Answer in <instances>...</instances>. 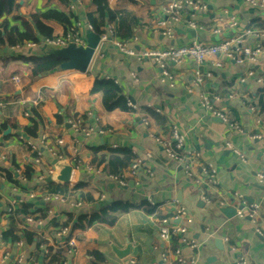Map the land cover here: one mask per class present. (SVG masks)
I'll use <instances>...</instances> for the list:
<instances>
[{
    "label": "crops",
    "instance_id": "obj_1",
    "mask_svg": "<svg viewBox=\"0 0 264 264\" xmlns=\"http://www.w3.org/2000/svg\"><path fill=\"white\" fill-rule=\"evenodd\" d=\"M174 1L192 6L181 10L179 23L169 24L174 32L169 38L159 26L160 7ZM99 9L128 20L127 25H132L129 39L112 37L111 41L126 43L137 54L238 38L243 48L264 45V8H254L245 0H16L12 12L0 16V36L24 19L55 10L72 16V29L86 42L85 33L90 30L85 18ZM231 17L236 21L233 30L226 27ZM190 23L195 30L188 28ZM52 29L57 36L65 33L57 25ZM111 41L99 43L84 74L60 66L32 79L21 60L57 56L61 51L45 47L41 40L30 43L34 47L0 50V98L5 100L0 108V264H9L2 263L8 245L1 234L6 230L8 209L18 203L39 212L47 210L39 225L15 226L34 235L31 243L24 242L12 252L26 264H162L166 252L171 264H239L240 259L264 264V190L255 179L264 171V147L252 139L264 138V101L261 105L256 98L264 87V82L257 83L264 77V63L237 64L236 54L217 55L202 67L184 59L165 66L173 80L170 86L157 67L122 56ZM217 63L223 68L216 69ZM249 72L252 78L247 77ZM195 73H209L211 78H203L196 86ZM95 81H113L131 105L130 111L106 112L102 93L92 92ZM201 95L208 97L227 124L201 110ZM74 118L94 133L88 138L71 136L65 126ZM172 128L184 135L185 149L198 155L193 171L199 175L206 168L216 176L217 186L188 180L183 168L164 155L160 143L170 141ZM99 130L110 133L99 135ZM42 137L45 147L39 144ZM56 141L63 145L55 147ZM27 144L37 148L39 163H33ZM228 145L244 156V163L231 154ZM52 146L54 153L48 154ZM114 150L128 151L139 162L137 187L124 176L126 188L121 189L103 174L109 152ZM57 158L74 169L67 186L46 184ZM25 169L31 170V181L21 178ZM31 194L35 199L43 196L41 206L28 201ZM239 201L248 208H260L255 225L246 217L226 219L221 214V209H234ZM77 202L81 206L74 208ZM152 207L156 209L151 212ZM177 208L185 210L187 221H173ZM163 222L168 227H184L183 243L173 238L167 244L158 238L157 227ZM61 230H67L65 236L59 235ZM71 240L73 247L68 246Z\"/></svg>",
    "mask_w": 264,
    "mask_h": 264
},
{
    "label": "built area",
    "instance_id": "obj_2",
    "mask_svg": "<svg viewBox=\"0 0 264 264\" xmlns=\"http://www.w3.org/2000/svg\"><path fill=\"white\" fill-rule=\"evenodd\" d=\"M248 5L256 8H264V0H261L257 3L255 0H245ZM192 6L191 2L186 1H174L170 2L166 5H162L160 7L161 15L163 16L162 22L159 24L160 28L163 30V36H167L169 38H172L174 32L170 28L169 24H176L180 21V12L184 7ZM226 27L230 30H233L236 27V21L233 17L229 18L226 22ZM188 28L195 30V25L190 23L188 24ZM250 32H247L246 34H249ZM239 40L238 39H231L228 41H222L215 45H207V44H200V43H192L189 46H183V47H176V48H169L164 51H157V50H148L143 53H135L134 50L126 43H123L121 41L113 40L111 41V36L108 34V36H104L102 38H99V43H104L107 41H111L113 43L114 48L118 51L119 54L126 58H134L138 62H147L155 67H157L161 71V77L163 82L170 83V86H173V80L172 77L165 73L164 68L167 64H174L178 65L181 64V62L184 59H189L194 62L199 67H202L203 63L209 59H212L216 57L217 55H223L230 57L232 54H236L239 59L236 61L237 64H242L244 61L250 64H258V63H264V45H255L252 48H243L239 46ZM45 47L49 48H56L60 51H63L67 49L69 46L74 47L75 49L79 50H85L87 47L86 42L76 33L73 29V31H70L66 35L65 38H61L55 41H47L43 42ZM35 44H28L29 47H34ZM216 69H222L223 64H215L214 66ZM254 75L253 73H248L247 77L252 78ZM204 79H210L211 74H194V83L196 86H200ZM15 85H19V80L17 78H13L11 80ZM264 82V77L258 79L257 83L260 84ZM5 106L4 102H0V108H3ZM199 106L201 110L211 118L220 120L223 123L227 124V120L223 116V114L219 111H217L210 103V100L206 95H201L199 97ZM131 107V105L129 106ZM138 119L141 122H144L142 116H138ZM69 126V132L70 135L73 136L75 139L79 137L88 138L91 136L94 131L85 127L82 120L79 118H74L67 124ZM105 132L103 130L97 131V134L104 135ZM255 141H259L261 146L264 147V138L262 137H253L252 138ZM77 143V141H75ZM39 144L42 147H45L47 144V141L44 137L40 138ZM162 147V151L164 155L172 160L173 162H176L178 165H180L183 168L184 174L188 180L193 181L197 185H205L206 187L213 188L218 185L217 178L214 174H212L209 170L206 168L200 170V174L197 175L193 171L192 162L198 159V155L195 152L189 151L185 149V137L182 135L179 130L172 128L170 129V141L167 143H160ZM26 145V144H25ZM63 145L62 141H56L55 147H60ZM29 150V152L33 153L34 155V164H37L40 162L41 155L38 154L37 148L32 144H27L26 146ZM228 150L231 152V154L236 157L238 160H240L241 163H244V156L236 150L235 148L231 146H227ZM47 153L52 154L54 153V147L47 148ZM56 160L61 161L62 159L57 158ZM140 165L139 162H133L131 166L128 168V170L125 172V178L131 179L133 181V184L135 187L139 185V181L137 178V175L139 174ZM54 176V171L49 170L48 177L52 178ZM48 178V179H49ZM111 181L115 182L116 185L123 189L126 188V183L124 182L123 178H108ZM256 183L258 186H260L264 190V171L259 172L256 177ZM28 201L35 202V196L33 194L29 195ZM223 202L224 200L221 199ZM236 204H238L236 206ZM18 205H21V203H18ZM81 206V203L77 202L74 205V208H78ZM220 206H223L220 204ZM235 211H236V217L239 219H242L246 217L252 224H256V222L259 221L260 216V208L258 206H252L248 208L243 201H239L234 204ZM9 214V211H7ZM188 216L184 209L177 208L174 212L173 221L174 222H180V221H187ZM25 225H39L38 222L34 223L30 219L25 218ZM67 230H61L59 231V235L65 236ZM157 233L158 238L163 242L167 243L173 239L176 238L180 241V243H183V237L185 235V229L184 227L180 226H173L168 227L166 222L158 224L157 227ZM256 233L261 236L259 231L256 229ZM74 241L71 240L68 242V246L73 247ZM22 244L17 245L18 248H20ZM175 254H178L175 252ZM169 253H164L161 256V263L162 264H171L168 259ZM16 261L13 264H26L25 260L22 256H18L15 259ZM7 262V255L2 257V263ZM130 264H134L131 262ZM239 264H246L243 259H240Z\"/></svg>",
    "mask_w": 264,
    "mask_h": 264
},
{
    "label": "trees",
    "instance_id": "obj_3",
    "mask_svg": "<svg viewBox=\"0 0 264 264\" xmlns=\"http://www.w3.org/2000/svg\"><path fill=\"white\" fill-rule=\"evenodd\" d=\"M15 1L16 0H0V16L9 15L12 12ZM71 20V15L59 13L55 10H48L35 14L22 20L19 26L4 30L2 36H0V50L5 47H10L11 49L21 48L33 42L37 43L38 40L47 42L61 38L63 39L68 33H70V31H73ZM127 22V19L105 9H99L95 14L88 15L85 18L87 28L98 38L108 36L106 30L111 27L112 30L109 32L111 38L113 37L114 39L117 38L121 40L129 39L132 34V25H127ZM53 25L64 28L65 33L62 36L55 35L52 29ZM21 62L24 72H26L30 79L51 74L58 70L62 65V62L54 54L42 58L30 57L21 60ZM92 92L102 93L101 103L106 112H113L116 110L121 112L130 111V108L127 105V100L123 96L120 87H118L113 81H95L92 87ZM256 98L258 102L263 105L264 87L258 91ZM0 102H5V100L0 98ZM33 115L40 123H42V120L38 116L35 114ZM133 162H136V159L130 152L114 150L109 152L108 163L102 172L108 178L124 179L125 172ZM31 174V170L25 169L21 178L28 182L31 179ZM16 185L19 187L17 183ZM43 200V196L40 195L35 199V204L38 205L40 203L39 206H41ZM155 209L156 207H152L151 212ZM8 211L9 217L6 220L7 226L5 232L1 234V240L4 245H8V248H4L3 250V256L7 255V263L13 264L16 261V257L14 258L12 252L16 249L17 245L24 242L31 243L34 238V235H29L25 231L16 230V224H25V218L30 219L34 223H40L46 219L47 216L45 213L47 210L39 212L31 205L23 207H20L19 205L16 208L8 209ZM81 221L82 219L79 220V222ZM91 221H93V219H91Z\"/></svg>",
    "mask_w": 264,
    "mask_h": 264
},
{
    "label": "water",
    "instance_id": "obj_4",
    "mask_svg": "<svg viewBox=\"0 0 264 264\" xmlns=\"http://www.w3.org/2000/svg\"><path fill=\"white\" fill-rule=\"evenodd\" d=\"M86 44L85 50L75 49L69 46L67 49L59 52L57 58L62 62L61 68L67 71H75L84 74L90 64L92 56L99 45V38L94 36L90 31H86ZM69 130V126H65ZM264 162V157L262 158ZM54 171V176L46 180L47 185H54L58 187L67 186L71 183L72 174L74 169L65 160H54L51 163ZM132 185V184H131ZM221 214L226 219H232L236 215L234 209H221ZM216 243V241L214 242ZM218 248V246H217Z\"/></svg>",
    "mask_w": 264,
    "mask_h": 264
}]
</instances>
